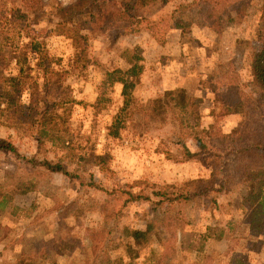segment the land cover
Returning a JSON list of instances; mask_svg holds the SVG:
<instances>
[{
    "label": "trees",
    "instance_id": "trees-1",
    "mask_svg": "<svg viewBox=\"0 0 264 264\" xmlns=\"http://www.w3.org/2000/svg\"><path fill=\"white\" fill-rule=\"evenodd\" d=\"M159 1L79 0L92 19L99 20L103 13L107 18L99 21L103 44L101 50H95L93 31L78 24L70 7L60 0H0V157L5 155L16 162L14 168L0 174V211L10 210L19 216L21 207L15 198L36 192L43 180L56 174L74 182L78 192L94 190L96 194L87 203L82 197L57 203L49 212L60 217H76L80 212L102 215L103 210H108V216L118 219L129 203L150 201L152 210L160 216L156 225L164 241L156 233L157 237L149 245L150 231H136L134 247L128 250V256L113 264H165L164 259L177 251L178 234L185 230L182 203L198 200L217 211L229 186L242 189L239 210L250 227L264 230V40L250 58V75L260 89H246L249 87L246 84L226 91L216 89L218 110L211 121L189 123L193 97L184 87L164 86L158 59L143 53L139 45L135 46L136 61L124 62L115 55L125 38L138 39L164 21V15L152 18L146 14ZM238 1L247 0H183L170 16L176 19V28H180L184 18L178 13L196 9L201 15V24L212 27ZM92 25L88 28L94 30ZM12 62L14 72L2 74ZM34 63L39 76L34 73ZM98 65L105 67L106 74L99 84L97 97L89 101L92 115L88 128L83 119L68 117L79 103L71 94L83 91L93 82L90 67ZM145 79L150 81V94H159L162 98L165 110L148 106V96L142 90ZM26 93H29L27 111L19 114L21 98ZM118 93L119 103L116 102ZM240 112L247 115L243 128L222 145L216 144L214 123ZM102 133L108 149L120 146L125 140L139 147L146 137H156L179 162L198 163L211 173L201 180L187 179L176 184L145 177L108 187L98 177L114 179L112 155L97 147ZM27 141L35 143L43 159L26 156L22 144ZM140 147L150 148L143 143ZM22 160L32 166L22 167ZM236 230L237 225L232 221L218 219L209 225L205 237L189 250L191 264H214L220 253V242L232 243ZM108 233L103 229L91 245L92 258L102 255L104 262L110 254L106 245ZM81 241L69 237L66 242H60L63 256L68 257L67 250L73 252L78 245L82 247ZM145 249L147 256L143 254ZM231 250L227 264H251L249 254ZM26 264L36 263L33 259V263Z\"/></svg>",
    "mask_w": 264,
    "mask_h": 264
},
{
    "label": "rangeland",
    "instance_id": "rangeland-1",
    "mask_svg": "<svg viewBox=\"0 0 264 264\" xmlns=\"http://www.w3.org/2000/svg\"><path fill=\"white\" fill-rule=\"evenodd\" d=\"M70 7V12L78 24L84 25L95 36L93 46L101 50L103 35L99 21H105L104 13L99 20L91 18L84 10L85 4L79 0H60ZM161 0L151 6L146 14L152 18L165 17L164 21L156 24L151 32L144 33L140 38L127 37L117 47L119 58L124 62L136 61L135 46L142 47V52L149 57L159 60L165 87H184L193 97L189 123L203 119L211 121L218 110L215 100V90L226 91L240 84H246V89L256 88L250 75V58L253 52L259 50L264 40V0L238 1L215 26L207 27L201 24V15L196 9L184 10L178 13L184 18V24L176 28V19L171 11L183 0ZM8 2V1H7ZM9 3V2H8ZM10 6V4H9ZM166 14V15H165ZM99 15V14H98ZM90 20L92 24H90ZM90 25L94 30L88 28ZM181 35V36H180ZM15 63H10L2 74L14 72ZM34 73L39 76L34 63ZM93 82L83 91L71 94V98L79 103L74 106L68 117H79L89 128L92 110L89 101L95 100L99 84L105 78L104 66H91ZM149 79L143 82V94L148 96V106L157 111L165 110L159 94H150ZM122 90V86H120ZM2 85L0 83V92ZM120 93V91H118ZM119 93L116 102L121 101ZM84 101L85 103H83ZM29 93L21 98L19 114L26 112ZM75 119V118H73ZM247 120L243 112L230 114L217 119L214 123V142L222 145L238 133ZM149 145L150 148L140 147ZM139 147L125 140L118 147L108 149L104 133L97 139V147L112 155L111 167L114 179L102 180L108 187L114 184L131 183L145 177L152 181L182 183L187 179L201 180L210 175L205 167L198 163H181L176 155L165 145L159 143L156 137L148 136ZM153 145V146H152ZM29 159H43L37 152L35 143L27 141L22 144ZM16 162L5 155L0 157V174L14 168ZM32 166L22 160V167ZM95 194L94 190L78 192L77 185L69 179L56 174L40 183L36 192L19 195L15 203L21 207L19 216L11 211H0V264H113L128 256V250L134 247L136 231H150L149 245L160 234V216L152 210L150 201L132 202L124 209L118 219L105 214L80 212L77 216L60 217L58 213L49 210L59 202L73 201L78 197L87 203ZM100 198H103L101 195ZM221 208L212 210L198 200H187L181 205V218L185 230L178 234L176 252H171L165 259V264H191L190 249L207 233L209 225L216 220L232 221L237 225L235 238L232 243L220 242V253L214 264H227L232 250L249 254L251 264H264V230L250 227V223L240 213L243 202V191L237 186H229L221 197ZM62 212H65L62 211ZM61 212V213H62ZM26 213H31L27 217ZM104 230L109 233L106 245L109 255L92 258V244ZM158 231V232H157ZM69 237L80 238L82 247L63 256L60 242H66ZM164 241V240H163ZM141 243L142 249L144 244ZM138 248V247H137ZM139 249V248H138ZM146 250L143 254L146 255ZM51 256L52 258H46ZM147 256V255H146ZM33 258V259H32ZM139 261V260H138ZM138 261L136 263H138Z\"/></svg>",
    "mask_w": 264,
    "mask_h": 264
},
{
    "label": "crops",
    "instance_id": "crops-1",
    "mask_svg": "<svg viewBox=\"0 0 264 264\" xmlns=\"http://www.w3.org/2000/svg\"><path fill=\"white\" fill-rule=\"evenodd\" d=\"M180 36H181V35H180ZM174 87H176V86H174ZM174 87H173V88H174ZM171 88H172V87H171Z\"/></svg>",
    "mask_w": 264,
    "mask_h": 264
}]
</instances>
